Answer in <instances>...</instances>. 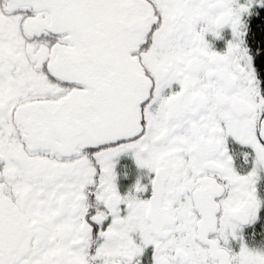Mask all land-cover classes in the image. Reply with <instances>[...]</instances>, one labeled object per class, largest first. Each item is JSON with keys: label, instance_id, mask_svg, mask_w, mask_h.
<instances>
[{"label": "snow or ice", "instance_id": "1", "mask_svg": "<svg viewBox=\"0 0 264 264\" xmlns=\"http://www.w3.org/2000/svg\"><path fill=\"white\" fill-rule=\"evenodd\" d=\"M0 264H264V0H0Z\"/></svg>", "mask_w": 264, "mask_h": 264}]
</instances>
